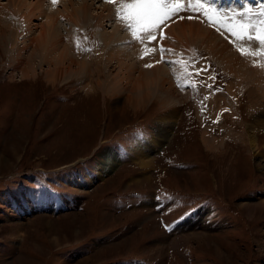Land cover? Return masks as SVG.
Returning <instances> with one entry per match:
<instances>
[{"label": "rangeland", "instance_id": "374dc122", "mask_svg": "<svg viewBox=\"0 0 264 264\" xmlns=\"http://www.w3.org/2000/svg\"><path fill=\"white\" fill-rule=\"evenodd\" d=\"M9 1L0 0V264H264V123L251 128L264 99L251 100V76L233 70L237 56L264 69V48L232 29L253 25L254 36L264 0H199L217 27L189 0H164L180 11L136 38L117 16L135 0ZM118 31L142 71L149 60L170 67L171 86L159 88L170 100L109 91L122 46L102 34ZM53 43L66 51L55 71ZM138 140L147 167L131 157ZM107 151L117 164L106 177L68 185L94 177Z\"/></svg>", "mask_w": 264, "mask_h": 264}, {"label": "bare ground", "instance_id": "6f19581e", "mask_svg": "<svg viewBox=\"0 0 264 264\" xmlns=\"http://www.w3.org/2000/svg\"><path fill=\"white\" fill-rule=\"evenodd\" d=\"M15 1V0H14ZM18 2H19V4H21L22 5V3L24 2V6H26V7H28V2H26V0H17ZM8 2H10L9 0H8ZM13 2V1H12ZM11 2V3H12ZM12 4H14V2L12 3ZM11 4V5H12ZM44 3H40L38 6H37V8H39V7H42V5H43ZM16 5V4H15ZM13 6V5H12ZM23 6V5H22ZM36 8V9H37ZM264 8V7H263ZM28 9V8H27ZM29 10V9H28ZM247 10H249L248 12H250V13H252L253 11H254V8H248ZM71 12V11H70ZM47 13H45V15H46ZM34 15V13H32V12H30V16H33ZM68 15H70V14H68ZM112 15V14H111ZM29 16V17H30ZM49 17H52V16H50L49 15ZM46 18V17H45ZM48 18V17H47ZM49 20H51V19H49ZM50 22V21H49ZM256 24V23H255ZM175 25V24H174ZM173 25V26H174ZM178 25V27H177V29L181 32L180 34H185V33H190V32H187L186 31V28H185V24H183V23H178L177 24ZM258 26V25H257ZM198 27H199V31H201L202 30V32L201 33H204V28H202L201 26H199L198 25ZM198 27L196 28V29H198ZM258 27H260V26H258ZM118 29V28H117ZM192 29V28H191ZM201 29V30H200ZM174 29H172V31H173ZM199 31H198V33H199ZM122 32V31H121ZM113 33V32H112ZM112 33H109V34H105L104 33V35L102 34V36H107V38H108V36H109V39H110V37H111V39H114V37H116V39H118L117 41H119V43H120V45L122 46L121 48H122V50H120V52H118V55H119V59L118 58H116V59H118L117 60V63H119V69H118V71H119V73L116 75V77L115 78H110L111 80H108L109 81V86H110V88H109V91L110 92H115V91H117V90H119V88L120 87H123V86H126V85H130L131 86V88H133L134 90H136L137 91V97L140 99V100H145V99H147L148 97H151L152 95H153V93H155V91L157 92V94H159V95H161V96H163L164 98H166V99H169L170 98V93H167L166 91H162V90H160L159 88L161 87H163L164 86V84L165 83H167L168 84V87H170L171 86V84H172V81H169V77H167V73H169V68L170 67H166L165 65L164 66H162V65H158L159 64V62H157V61H153L152 62V60H149V65H152L151 67H148L147 69H145V71H142V68H141V66H142V64H139V65H137V60H135L136 62H134V59L132 58V55H134V45H131V42H127V41H123V39L121 40V37H122V35H121V33L118 31V32H114V34H112ZM177 33V32H176ZM201 33H199V35L201 34ZM252 33V32H251ZM174 35H175V33H173ZM113 37V38H112ZM122 38H124V36L122 37ZM103 39L104 40H106V38L105 37H103ZM62 40V39H61ZM103 40V41H104ZM55 41H56V38H55ZM102 42V41H101ZM51 45V44H50ZM65 45V44H64ZM52 56L50 57L51 58V61L49 60V64L51 65V66H53L54 67V71H55V69L57 68V66L59 65V64H61L62 62H61V59H62V56L63 55H65L63 52H66V51H63L62 52V47H61V44L59 43H53L52 45ZM55 48H58V50H57V56H54L53 55V53H54V50H55ZM263 48H264V46H262L261 45V49L263 50ZM21 49H23L22 47L20 48V51H21ZM116 49V48H115ZM64 50V49H63ZM114 50V49H113ZM20 51H18V52H20ZM136 51V50H135ZM264 51V50H263ZM51 52V51H50ZM117 51H115V52H112L111 51V53H116ZM255 52V51H254ZM260 53V52H259ZM117 54V53H116ZM116 54H112L114 57L116 56ZM257 54V53H256ZM111 55V56H112ZM257 56H258V54H257ZM49 58V59H50ZM128 58V59H127ZM237 58L238 59H236V61H234L235 63H234V71L236 70V74H237V76H236V78H240V79H242V77L240 76V75H242V76H244L245 75V77H244V80H248L249 78V76H251V78L246 82V83H252V84H254L252 87H251V89H250V91H249V98H251V100H254L255 101V99H258L257 101H255L256 103H258L259 101H261V99H264V69H263V66H262V64L263 63H261L260 61H258V59H256V61L254 60V58H253V60H251V58L250 59H248V61L250 62V63H253V65L252 64H250L251 66H254V67H257V66H259L260 68H261V70L258 72V71H250L249 70V68L247 67V65L248 64H246V65H244V61L242 62L239 58L240 57H238L237 56ZM244 58V57H243ZM242 58V59H243ZM260 58V57H259ZM53 59V60H52ZM161 59V58H160ZM261 60V59H260ZM47 61V60H46ZM126 61H128L129 63V65L127 64V66H129L127 69H126V73H124L123 71V67L124 66H122L123 64H125L126 63ZM142 62V61H141ZM248 62V63H249ZM255 62V63H254ZM262 62H263V59H262ZM247 63V62H246ZM258 64V65H257ZM153 65H155L154 67H153ZM249 65V66H250ZM126 66V67H127ZM174 66V65H173ZM250 66V67H251ZM137 68H139V70L136 69ZM246 68V69H245ZM122 69V70H121ZM129 69V70H128ZM243 69H245L244 71L246 72H248V73H243ZM134 70V71H133ZM253 72L254 73H256V72H258V73H256L255 75H251V74H253ZM53 73V72H52ZM136 74V75H135ZM168 75H170V73L168 74ZM248 75V76H247ZM257 76V77H256ZM240 81V80H239ZM238 81V82H239ZM153 88H155V90H152ZM159 89V91H157ZM151 95V96H150ZM173 95V94H172ZM251 96V97H250ZM252 96H253V98H252ZM173 97V96H172ZM221 97H222V95H221ZM223 99L226 101V97H223ZM170 100V99H169ZM174 100V102L177 100V99H173ZM228 100V99H227ZM168 102V101H167ZM171 102V101H170ZM262 102V101H261ZM260 102V103H261ZM226 103H227V101H226ZM256 103H255V105H256ZM257 115V114H256ZM255 115V116H256ZM264 116V114H262V117ZM255 121V124H252L251 125V128L253 127H255L256 125H262L264 122V120L263 119H254ZM249 133H248V140H249V143H250V145H252L253 146V148H255L256 147V142H255V138H254V135H253V132H252V129L250 130V131H248ZM143 146V141H140V140H138V141H136L135 142V144H134V146L131 148V151H130V153H131V157H132V159H134L133 161H136V162H138L140 165H142L143 167H147L148 165H147V163H148V157H147V155H145L144 154V151L146 150V148H143L142 147ZM150 148V147H149ZM142 150H143V152H142ZM262 157H263V159H264V154L262 155ZM115 164H117V160L111 155V152L110 151H107V152H105L103 155H102V160L98 163V165L96 166V168H95V170H94V172H95V176L94 177H92L91 179L89 178V180L88 179H81V180H78V179H76V178H69V179H67V183H68V185L69 186H72V187H75V188H77V189H82L84 186H86V185H88L91 181L93 182V180H97V181H100L101 179H103L104 177H106L113 169H114V167H115ZM201 217V216H200ZM204 218H205V216H203L202 215V219H201V222H202V220H204Z\"/></svg>", "mask_w": 264, "mask_h": 264}, {"label": "snow or ice", "instance_id": "6c2138e0", "mask_svg": "<svg viewBox=\"0 0 264 264\" xmlns=\"http://www.w3.org/2000/svg\"><path fill=\"white\" fill-rule=\"evenodd\" d=\"M55 2V0H53ZM106 2H111V0H106ZM175 7L176 11L179 12L180 8L178 5H169L164 2V0H135L133 3H128L124 5L125 12L122 14L120 9H117V16L120 19H125V24L128 28L131 29V34L133 38L137 37V30L144 29V32L147 36H151V29L154 26H157V21H164L169 15V9ZM190 11H200L203 10V13L206 17V22L212 27H217L213 23L212 18L208 15L211 10V6L208 9H205L204 4H200L199 0H196V7H192V0H189ZM192 18V17H189ZM250 27H255L246 23H241L239 25H233L232 29L235 31L238 37L245 39L248 42L255 40L260 45L264 46V20L260 21V28L256 31L255 35L248 34V29ZM241 54L244 52L242 50ZM152 65H146V67H151ZM201 72L206 71V69H201Z\"/></svg>", "mask_w": 264, "mask_h": 264}]
</instances>
